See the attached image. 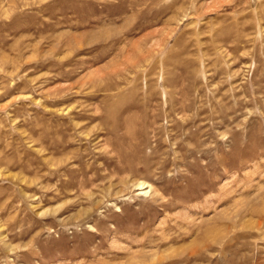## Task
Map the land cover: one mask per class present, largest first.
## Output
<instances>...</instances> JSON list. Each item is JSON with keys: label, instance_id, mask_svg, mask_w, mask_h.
Here are the masks:
<instances>
[{"label": "rangeland", "instance_id": "rangeland-1", "mask_svg": "<svg viewBox=\"0 0 264 264\" xmlns=\"http://www.w3.org/2000/svg\"><path fill=\"white\" fill-rule=\"evenodd\" d=\"M0 264H264V0H0Z\"/></svg>", "mask_w": 264, "mask_h": 264}, {"label": "bare ground", "instance_id": "bare-ground-1", "mask_svg": "<svg viewBox=\"0 0 264 264\" xmlns=\"http://www.w3.org/2000/svg\"><path fill=\"white\" fill-rule=\"evenodd\" d=\"M139 185H140V189H145L146 187H148L146 182H141Z\"/></svg>", "mask_w": 264, "mask_h": 264}]
</instances>
